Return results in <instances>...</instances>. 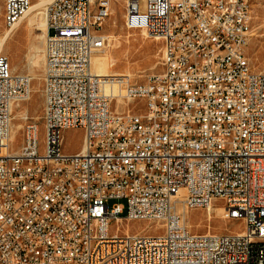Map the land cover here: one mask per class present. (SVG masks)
<instances>
[{
    "label": "built area",
    "instance_id": "built-area-1",
    "mask_svg": "<svg viewBox=\"0 0 264 264\" xmlns=\"http://www.w3.org/2000/svg\"><path fill=\"white\" fill-rule=\"evenodd\" d=\"M36 1L0 0L5 29ZM113 1L43 7L45 103L41 121L22 118L18 148L13 108L31 98L32 78L0 53V264H264V72L246 52L252 0H121L125 26L163 44V70L141 83L92 71ZM76 128L83 144L68 153L64 131ZM215 200L240 230L193 233L175 210ZM134 221L161 230L132 232Z\"/></svg>",
    "mask_w": 264,
    "mask_h": 264
},
{
    "label": "rangeland",
    "instance_id": "rangeland-1",
    "mask_svg": "<svg viewBox=\"0 0 264 264\" xmlns=\"http://www.w3.org/2000/svg\"><path fill=\"white\" fill-rule=\"evenodd\" d=\"M112 6L114 11L105 22L102 30L108 37L107 46L104 51L97 55L111 54L115 58L116 65L112 69L115 76H125L133 83L145 82L150 75L163 70V44L160 40L151 38L142 31L130 30L125 26V9L121 0L113 1ZM251 10L253 15V35L246 52L252 69L256 72H264V0H252ZM40 20H43V15L40 16ZM5 30L4 18L0 14V34H3ZM34 33L35 35L33 36ZM42 36L43 31L40 28L35 27L34 30L29 31L25 24L12 33L8 39V46L2 54L8 58L13 73L28 74L31 77L29 70L31 52H33L34 46H39L41 50L45 49V38H42ZM39 53L41 58L44 57V51ZM44 70L45 65L41 60L38 68L39 79H32L31 86L32 88H37V92L31 91V100L29 99L22 103L20 107L16 106L14 114L27 107L28 116L41 121L45 103L44 79H42L43 77L45 78V72H42ZM40 74H42V77ZM113 107H116L115 102ZM123 109L120 108V110ZM22 121V118L17 117L14 122ZM15 135V147L18 148L22 143L23 132L20 129ZM44 136V124L40 122L41 143L44 142ZM63 137L66 152L77 153L80 151L83 144V130L81 128L65 130ZM120 201L124 202V200ZM213 204L220 206L221 201L215 200ZM183 213L186 216V224L193 233L202 234L208 231L223 233L237 231L242 227L241 222L225 220L223 213L217 215L215 210L210 211L205 207L186 209ZM209 216H212V218H209ZM116 225L117 222H111V230H114ZM129 228L132 232L147 231L157 233L161 230L159 224L152 221L130 222Z\"/></svg>",
    "mask_w": 264,
    "mask_h": 264
},
{
    "label": "bare ground",
    "instance_id": "bare-ground-1",
    "mask_svg": "<svg viewBox=\"0 0 264 264\" xmlns=\"http://www.w3.org/2000/svg\"><path fill=\"white\" fill-rule=\"evenodd\" d=\"M48 0H39L36 1L29 12L20 20V22L15 26L14 30L7 31L3 34H0V53L4 51V49L8 46V39L12 35V33L16 32L18 29H20L24 24L26 25V28L31 31L34 30L35 27L40 28L41 31H43L42 38H45L47 33V22L45 16L42 14V9L47 3ZM43 15V20H40V16ZM144 32V31H143ZM145 33V32H144ZM35 33L33 34V36ZM41 51L45 52V49H40L39 46L33 47L32 56H30V63H29V70L30 75L32 79H39V71L38 68L40 66V62L42 60V63L45 65V54L44 57L41 58L40 53ZM30 53V54H31ZM107 53V52H106ZM28 60V59H27ZM116 60L111 54L106 55H95L92 60V71L96 75L100 76H115L113 74L112 69L116 65ZM43 68V67H42ZM44 72V71H42ZM41 72V73H42ZM44 74V73H43ZM42 74H40L41 76ZM42 77V76H41ZM44 79V77L42 78ZM36 84V83H35ZM35 87V85H33ZM108 88V87H107ZM31 91L37 92V88H32ZM117 91V88H115V92ZM32 96V93H31ZM31 100V99H30ZM252 102L253 103H261V95L260 94H252ZM22 105V103H18L16 106ZM15 107L13 109H15ZM18 108V107H17ZM27 107L25 109L20 110L18 113L14 114V119L17 117L23 118L27 113ZM23 127V121L12 124V139L14 138L15 134ZM187 208L184 207V205L181 202H177L175 205V210L185 216L183 213ZM209 210H215L217 215L224 214L225 208L223 206H215L213 203L210 205ZM211 214V213H210ZM209 218H212V216H209ZM186 219V216H185ZM260 227H264V216L260 217Z\"/></svg>",
    "mask_w": 264,
    "mask_h": 264
}]
</instances>
